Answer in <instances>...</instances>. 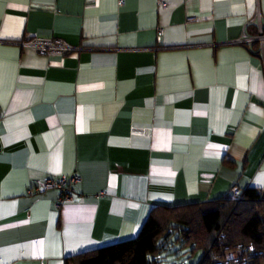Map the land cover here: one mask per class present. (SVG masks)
<instances>
[{
    "label": "crops",
    "instance_id": "0c3cea01",
    "mask_svg": "<svg viewBox=\"0 0 264 264\" xmlns=\"http://www.w3.org/2000/svg\"><path fill=\"white\" fill-rule=\"evenodd\" d=\"M261 22L264 0H0V264H67L235 186L264 197L262 45L220 44ZM33 38L90 49L12 43ZM72 175L63 202L35 190Z\"/></svg>",
    "mask_w": 264,
    "mask_h": 264
},
{
    "label": "trees",
    "instance_id": "16d2710c",
    "mask_svg": "<svg viewBox=\"0 0 264 264\" xmlns=\"http://www.w3.org/2000/svg\"><path fill=\"white\" fill-rule=\"evenodd\" d=\"M240 196L157 206L133 238L73 255L67 264H170L182 261L168 255L185 253H201L194 264H264V197L253 186Z\"/></svg>",
    "mask_w": 264,
    "mask_h": 264
},
{
    "label": "built area",
    "instance_id": "2783aa9c",
    "mask_svg": "<svg viewBox=\"0 0 264 264\" xmlns=\"http://www.w3.org/2000/svg\"><path fill=\"white\" fill-rule=\"evenodd\" d=\"M162 6H167V3H162ZM164 34V28L159 29V36ZM15 43L23 48H30L39 53L51 55V54H71L81 50H87L90 48L83 47L80 45H75L63 40L61 38H33L29 40H20L14 41ZM254 43H260L262 45L261 49L264 53V31L263 23L260 24V34H247L245 36L234 38L230 40H225L220 44H245L253 45ZM80 180L79 175H72L70 177H63L61 179L47 178L42 185H39L35 188L36 192L42 193L45 192L48 188H59L62 190L61 202L72 198L73 194V184L77 183ZM241 189L238 186L233 187L231 195L234 199H240ZM237 252H231L228 254V257L236 256ZM170 264H184L182 262H172ZM217 264H222V261H218Z\"/></svg>",
    "mask_w": 264,
    "mask_h": 264
},
{
    "label": "rangeland",
    "instance_id": "374dc122",
    "mask_svg": "<svg viewBox=\"0 0 264 264\" xmlns=\"http://www.w3.org/2000/svg\"><path fill=\"white\" fill-rule=\"evenodd\" d=\"M200 256H201V253H196L192 256H189L188 254L185 253L179 257H176L174 254H171V255H168L167 258L169 261L178 260V261L185 262L186 264H194L199 261ZM163 264H166V262H164Z\"/></svg>",
    "mask_w": 264,
    "mask_h": 264
}]
</instances>
